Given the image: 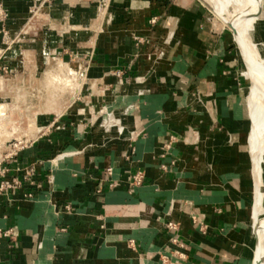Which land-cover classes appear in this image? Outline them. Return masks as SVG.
<instances>
[{"label":"crops","instance_id":"crops-1","mask_svg":"<svg viewBox=\"0 0 264 264\" xmlns=\"http://www.w3.org/2000/svg\"><path fill=\"white\" fill-rule=\"evenodd\" d=\"M31 2L0 0L12 35L39 27ZM99 4L78 94L0 165V264H160L173 238L180 264H251V120L233 37L198 0Z\"/></svg>","mask_w":264,"mask_h":264},{"label":"rangeland","instance_id":"rangeland-1","mask_svg":"<svg viewBox=\"0 0 264 264\" xmlns=\"http://www.w3.org/2000/svg\"><path fill=\"white\" fill-rule=\"evenodd\" d=\"M31 1L29 13L33 17V21L38 20L37 23H34L39 26L31 34L21 32L12 35L8 31L10 26L5 24L8 13L1 6L0 62L6 66L5 69L0 68V81H2L0 83V114L3 117L5 114L10 116L11 121L19 129L13 133L11 138H1V159L8 158L13 152L20 150L26 145L30 137H33L28 132L30 120L34 119L36 124L40 117L60 115L69 107L76 93L73 95L65 93L59 97L62 90L54 84L48 85L47 74L49 71L55 72L53 76L56 77L58 62L60 61L69 66L71 74L77 73L78 64L85 58L86 46H88L89 39L85 34L90 19H92L90 17H93L94 10H96L97 16H100L103 10L99 4L102 0H89L86 3L82 0ZM255 7L257 12L256 14L252 13L254 29H256L257 34H260L264 45V21L262 20L260 23L261 20L258 22L255 20V17L258 18L259 16L263 19L259 11L261 9ZM214 17L221 22L217 16ZM28 26L22 30H26ZM226 29L228 28L226 27ZM228 31L231 34L229 29ZM40 32L43 33L42 39L39 36ZM67 73L69 72L66 71ZM60 76L64 77V74L61 73ZM246 84L247 80L245 81ZM51 103L53 106H58L59 114L55 111L46 110V105L52 106ZM249 119L251 120L250 116ZM37 127L39 126L37 125ZM6 129L10 131L12 125L7 126ZM249 134L242 135L244 139L246 137L247 146ZM247 146H245L246 151L248 150ZM247 169L251 170L250 164ZM262 217H264V207Z\"/></svg>","mask_w":264,"mask_h":264},{"label":"bare ground","instance_id":"bare-ground-1","mask_svg":"<svg viewBox=\"0 0 264 264\" xmlns=\"http://www.w3.org/2000/svg\"><path fill=\"white\" fill-rule=\"evenodd\" d=\"M203 1L213 10L215 16L221 20L223 25H231L233 30L231 35L234 42L240 48L246 66L242 74L247 80L245 94L248 114L251 118V131L247 142L249 154L253 158V178L255 185L251 232L253 238L256 239V245L254 247L251 264H264V217H262L264 207V45L259 36L260 34H257L256 29H254L252 20L255 0ZM66 71L69 73L66 74ZM56 72L57 75L55 74L56 77H54L53 73L55 72L49 71L47 74V83L48 85L54 84L58 89L62 90L59 97L65 93L70 95L78 94L84 76L83 66L79 65L77 73L71 74L69 66L60 61L58 62V70ZM61 73L64 74V77L60 76ZM78 78H80V81H78ZM51 104L52 106L50 104L46 105V110L55 111L59 114L58 106H53V103ZM48 106L51 107L48 108ZM29 122L28 132L34 137L39 127L35 124L34 119ZM10 125H12V129L8 131L6 127ZM17 130L19 129L11 121L10 116L5 114L3 117L0 114V140L2 137L5 139L11 138ZM116 132L118 135H122L124 127L119 125L116 127Z\"/></svg>","mask_w":264,"mask_h":264},{"label":"built area","instance_id":"built-area-1","mask_svg":"<svg viewBox=\"0 0 264 264\" xmlns=\"http://www.w3.org/2000/svg\"><path fill=\"white\" fill-rule=\"evenodd\" d=\"M2 13V9L0 6V15ZM151 23H154V19L151 21ZM137 42L140 43L141 39H137ZM121 125L118 123L116 125L117 127ZM15 152H13L10 156H12ZM4 159H1L0 157V165ZM138 182V181H137ZM8 183L0 181V194L8 187ZM194 222L198 223L196 219H194ZM198 224L201 225L199 222ZM171 226V225H169ZM9 231L1 232L0 231V238L8 237ZM171 243L175 245V247H171L169 251L165 252L160 256V264H180L182 260H184V254L181 252V249L183 248V244L177 239L173 238Z\"/></svg>","mask_w":264,"mask_h":264},{"label":"water","instance_id":"water-1","mask_svg":"<svg viewBox=\"0 0 264 264\" xmlns=\"http://www.w3.org/2000/svg\"><path fill=\"white\" fill-rule=\"evenodd\" d=\"M200 3H202V5H204L214 16H215V14H214V12H213V10L203 1V0H198ZM259 21V20H258ZM257 21V22H258ZM226 27L230 30V32H231V34L233 33V30H232V28H231V25H226ZM234 44H235V46H236V48H237V50H238V52H239V55H240V58H241V61H242V64H243V67H246L245 66V62H244V58H243V55H242V53H241V51H240V48H239V46H238V44H236L235 42H234ZM252 207H253V205H252ZM255 245H256V239H255V244H254V247H255ZM253 251H254V249H253ZM252 258H253V256H252Z\"/></svg>","mask_w":264,"mask_h":264}]
</instances>
